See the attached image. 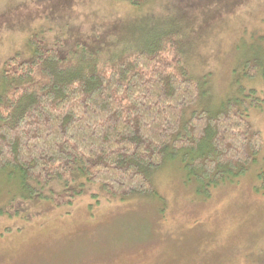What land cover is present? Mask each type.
Wrapping results in <instances>:
<instances>
[{
    "label": "rangeland",
    "instance_id": "rangeland-1",
    "mask_svg": "<svg viewBox=\"0 0 264 264\" xmlns=\"http://www.w3.org/2000/svg\"><path fill=\"white\" fill-rule=\"evenodd\" d=\"M160 28L180 53L173 47L164 55L177 54L191 79L205 80L207 99L188 114L249 88L264 96V82L241 69L256 49L264 55V0H0V68L13 54L28 57L31 39L63 53L95 41L119 54L141 48ZM110 52L101 50L103 61ZM258 108L247 111L262 138L257 162L207 197L172 163L155 173L148 198L95 202L85 195L70 209L28 203L2 180L0 264H264V102Z\"/></svg>",
    "mask_w": 264,
    "mask_h": 264
},
{
    "label": "trees",
    "instance_id": "trees-1",
    "mask_svg": "<svg viewBox=\"0 0 264 264\" xmlns=\"http://www.w3.org/2000/svg\"><path fill=\"white\" fill-rule=\"evenodd\" d=\"M127 1L139 6L146 0ZM166 35L162 28L149 32L141 48L109 51L108 61L100 56L110 46L95 41L63 53L35 39L28 57L3 60L0 182L15 183L28 203L70 209L85 195L95 202L148 198L153 176L166 163L179 166L205 197L244 176L262 147L247 111L259 109L264 96L249 88L188 114L206 101L205 80L191 79L177 54L164 55L173 47L180 55ZM255 51L241 64L243 76L264 82V55ZM258 177L264 179V171Z\"/></svg>",
    "mask_w": 264,
    "mask_h": 264
}]
</instances>
